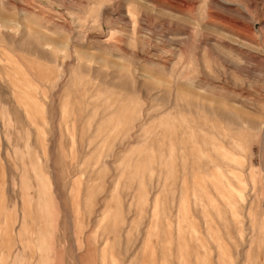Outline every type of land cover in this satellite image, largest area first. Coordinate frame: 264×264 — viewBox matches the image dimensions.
I'll use <instances>...</instances> for the list:
<instances>
[{
  "label": "rangeland",
  "instance_id": "1",
  "mask_svg": "<svg viewBox=\"0 0 264 264\" xmlns=\"http://www.w3.org/2000/svg\"><path fill=\"white\" fill-rule=\"evenodd\" d=\"M0 264H264V0H0Z\"/></svg>",
  "mask_w": 264,
  "mask_h": 264
}]
</instances>
